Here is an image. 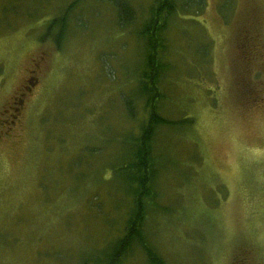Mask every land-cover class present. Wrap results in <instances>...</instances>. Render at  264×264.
Returning <instances> with one entry per match:
<instances>
[{
	"label": "rangeland",
	"instance_id": "obj_1",
	"mask_svg": "<svg viewBox=\"0 0 264 264\" xmlns=\"http://www.w3.org/2000/svg\"><path fill=\"white\" fill-rule=\"evenodd\" d=\"M124 1L135 19L121 27L110 0H0V264H81L122 232L132 194L114 168L145 115L138 31L153 4ZM177 1L158 108L193 123L157 129L144 231L166 264H264V106L245 107L230 57L264 0ZM62 14L59 47L41 35ZM121 264H146L142 248Z\"/></svg>",
	"mask_w": 264,
	"mask_h": 264
},
{
	"label": "trees",
	"instance_id": "obj_2",
	"mask_svg": "<svg viewBox=\"0 0 264 264\" xmlns=\"http://www.w3.org/2000/svg\"><path fill=\"white\" fill-rule=\"evenodd\" d=\"M110 1L116 6L118 23L121 27L134 21V11L128 3L124 0ZM75 2L68 7V10ZM178 11L177 0H153L149 16L138 31L145 44V63L139 72L137 96L144 104L145 115L138 129L124 137L125 157L114 168L115 174L120 175L127 184V190L132 194V204L121 234L81 264H90L89 262L121 264L134 245L142 248L146 256V264H166L165 259L158 253L157 247L145 233L144 224L148 211L158 209L154 182L161 168L165 166L161 159V150L154 145L157 129L160 126L172 127L175 124L176 127L178 126L176 129H182L193 123V117L188 115L176 120L169 119L163 116L158 108V102L164 98L161 88L163 76L170 67L163 60L168 50L165 36L168 20L170 16L177 15ZM63 16L64 14L51 19L41 35L42 40L53 36L57 45L61 46L66 37L67 26V18ZM55 27L57 32L53 34ZM133 95H127L124 98L126 111L132 119L137 115Z\"/></svg>",
	"mask_w": 264,
	"mask_h": 264
},
{
	"label": "flooded vegetation",
	"instance_id": "obj_3",
	"mask_svg": "<svg viewBox=\"0 0 264 264\" xmlns=\"http://www.w3.org/2000/svg\"><path fill=\"white\" fill-rule=\"evenodd\" d=\"M250 18H244L246 22L234 31L230 49V57L235 58L236 67L232 70V75L244 84L241 94H245L247 109L264 106V17H254L253 21ZM251 23L258 25L262 30L250 27ZM245 86L246 92H244Z\"/></svg>",
	"mask_w": 264,
	"mask_h": 264
}]
</instances>
